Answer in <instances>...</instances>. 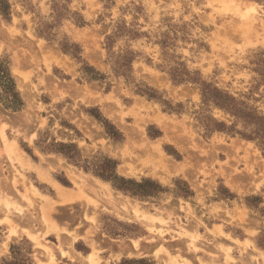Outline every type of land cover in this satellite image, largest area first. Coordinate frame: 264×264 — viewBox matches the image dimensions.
<instances>
[{"label":"rangeland","instance_id":"rangeland-1","mask_svg":"<svg viewBox=\"0 0 264 264\" xmlns=\"http://www.w3.org/2000/svg\"><path fill=\"white\" fill-rule=\"evenodd\" d=\"M4 1L0 264H264V0Z\"/></svg>","mask_w":264,"mask_h":264},{"label":"trees","instance_id":"trees-1","mask_svg":"<svg viewBox=\"0 0 264 264\" xmlns=\"http://www.w3.org/2000/svg\"><path fill=\"white\" fill-rule=\"evenodd\" d=\"M0 10L4 15L8 14L9 6L4 0H0ZM0 87L3 90V93L0 94V100L3 102L4 106L12 111L21 110L24 105L23 101L16 90L14 79L11 77L8 68L3 62H0ZM60 148L72 149L74 146L61 144ZM64 155L68 156L70 160L77 162L75 155H70V153L66 151ZM115 168L116 163L112 160H109L106 161V166L104 168L96 171V174L108 181H112L115 188L125 193H130L131 195L140 197H149L154 195V191L141 190V185L134 183V181L126 180L115 175ZM147 182L149 181H146V183ZM129 185H133L134 187H130ZM157 189L160 190L161 187L157 185Z\"/></svg>","mask_w":264,"mask_h":264},{"label":"bare ground","instance_id":"bare-ground-1","mask_svg":"<svg viewBox=\"0 0 264 264\" xmlns=\"http://www.w3.org/2000/svg\"><path fill=\"white\" fill-rule=\"evenodd\" d=\"M155 149H156V148H155ZM74 174H75V173H74ZM75 178H76V177H75ZM84 180H85V179H84ZM85 181H86V180H85ZM87 181H88V180H87ZM87 181H86V182H87ZM96 181L102 185V186L99 187L102 191L105 192L106 190H109L110 192H113L111 188H108L109 186H108L106 183H103V182L100 181V180H99V181L96 180ZM81 182H82V181H81ZM86 182H84V183L86 184ZM89 182H90V181H89ZM88 185H89V184H88ZM97 185H98V184H97ZM89 186H90V188H91L92 185H89ZM85 187H86V186H85ZM92 187L94 188V187H96V185H93ZM99 188H98V189H99ZM58 189H59V192H58V193H59V195H60V199L63 201V203L69 202V201H71L72 199H74L73 197H71V194H69L70 196L65 195L66 193L63 194V191L65 192V189H63V188H61V187L58 188ZM91 189H92V188H91ZM30 192H31V191H30ZM37 193H38V192H37ZM35 194H36V190H35ZM1 196H3V195H1ZM1 196H0V203H3V204H0L1 207H2V206H5V207H6V208H5L6 211H8L9 209H10V210L13 209V206H12V205L10 206V204H11V203H9L10 201L7 202L6 200L2 199L3 197H1ZM5 198H6V197H5ZM46 198H47V197H46ZM114 199H115V198H114ZM48 201H49V200H48ZM114 201H115V200H114ZM12 202H14V201H12ZM38 204H39V203H38ZM42 205H43V204H42ZM127 205H128V204H127ZM44 206H45V205H44ZM9 207H10V208H9ZM17 207H18V206H17ZM47 207H48V206H47ZM2 208H3V207H2ZM7 208H8V210H7ZM18 208H19V207H18ZM44 208H46V207H44ZM19 209H20V208H19ZM46 209H47V208H46ZM5 210H4V211H5ZM16 210H17V209H16ZM42 210H43V208H42ZM13 211H14V209H13ZM17 211H18V210H17ZM21 211H22V210H21ZM21 211H20V212H21ZM11 212H12V211H11ZM24 212H25V211H24ZM24 212L22 211V213H20V214H21L20 216H23L22 214H23ZM44 212H45V209H44ZM46 212H47V211H46ZM46 212H45V213H46ZM134 212H135V211H134ZM14 213H15V212H14ZM12 214H13V213H12ZM135 214H136V213H135ZM15 215H17V214H15ZM25 216H26V215H25ZM25 216H24V217H25ZM27 216H28V215H27ZM27 216L25 217V220H26V218H28ZM16 217H17V216H16ZM18 217H19V216H18ZM43 217H44V216H43ZM10 218H11V217H10ZM22 218H23V217H22ZM22 218L20 217V220H21ZM28 220H29V218H28ZM28 225H29V223H28ZM31 226H33V224H32ZM31 226H30V227H31ZM30 230H31V229H30ZM27 231H28V230H27ZM31 231H33V230H31ZM31 231H30L29 234H31ZM32 233H33V232H32ZM33 235H34V234H33Z\"/></svg>","mask_w":264,"mask_h":264}]
</instances>
